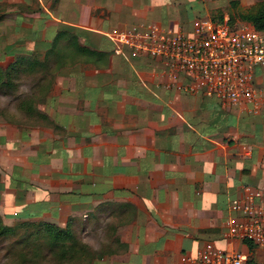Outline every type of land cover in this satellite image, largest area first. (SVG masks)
Returning <instances> with one entry per match:
<instances>
[{
    "label": "crops",
    "instance_id": "crops-1",
    "mask_svg": "<svg viewBox=\"0 0 264 264\" xmlns=\"http://www.w3.org/2000/svg\"><path fill=\"white\" fill-rule=\"evenodd\" d=\"M261 1L0 0V71L50 65L57 77L41 122L0 123L4 224L73 232L92 253L83 264H174L209 243L264 260L226 227L233 201L264 194V99L179 92L158 61L110 38L187 31Z\"/></svg>",
    "mask_w": 264,
    "mask_h": 264
},
{
    "label": "built area",
    "instance_id": "built-area-1",
    "mask_svg": "<svg viewBox=\"0 0 264 264\" xmlns=\"http://www.w3.org/2000/svg\"><path fill=\"white\" fill-rule=\"evenodd\" d=\"M118 51L128 49L158 61L177 91L215 98L226 106H257L264 99V31L250 23L198 18L187 31L133 26L114 32ZM237 216L226 222L227 236L264 250V194L246 190L232 202ZM174 264H264L256 254L207 244Z\"/></svg>",
    "mask_w": 264,
    "mask_h": 264
},
{
    "label": "rangeland",
    "instance_id": "rangeland-1",
    "mask_svg": "<svg viewBox=\"0 0 264 264\" xmlns=\"http://www.w3.org/2000/svg\"><path fill=\"white\" fill-rule=\"evenodd\" d=\"M259 4L253 10H243L230 4L219 10V16L214 15L217 16L216 19L221 20L226 13L232 24H252L242 20L240 16L255 12ZM200 7L198 8L201 10ZM13 68L17 69L16 65L0 71L3 75L0 77V123L26 126L30 121L35 123L31 125H37L36 123L43 119L40 106L47 99L48 90L56 82V71H52L50 65H40L38 68L36 66L35 69L27 67L24 74L16 73ZM57 231L52 235L45 234L44 229L34 225L12 230L5 227L1 221L0 264H83L84 260L90 258L91 252L83 255L76 252L79 249L74 246L85 245L81 237L65 231H61L66 233L64 237H58Z\"/></svg>",
    "mask_w": 264,
    "mask_h": 264
},
{
    "label": "trees",
    "instance_id": "trees-1",
    "mask_svg": "<svg viewBox=\"0 0 264 264\" xmlns=\"http://www.w3.org/2000/svg\"><path fill=\"white\" fill-rule=\"evenodd\" d=\"M238 3H234L233 5L236 6ZM242 20L244 21H248V22H251L258 30H261V31H264V1L262 3L259 4V6L257 7V9L255 10V12H248L246 14H243L242 16H240ZM220 21H223V17ZM84 52L86 50H83ZM31 68H36V65H31L30 66ZM17 69L13 68V71H15L16 73H21V74H24L25 71H27V66L24 65L20 70L16 71ZM0 77H3L2 73H0ZM3 222V219L1 218L0 216V222ZM4 223V222H3ZM27 226V225H34V226H39L40 228L44 229V232L45 234H49V235H52L53 233H55V231H57L56 229L57 228H54L53 226H48V225H43V224H39V225H35V224H21L17 227H14V228H10L8 226H6L4 224L5 227L9 228V229H12V230H15L16 228H19V227H24V226ZM59 230V229H58ZM57 236H65L66 233H62L61 231H57ZM60 233V234H59ZM59 234V235H58ZM76 247L77 249L79 250H76V252H78V254H81L83 255V253H89V247L88 246H74ZM250 248L252 249L253 247L250 246Z\"/></svg>",
    "mask_w": 264,
    "mask_h": 264
}]
</instances>
